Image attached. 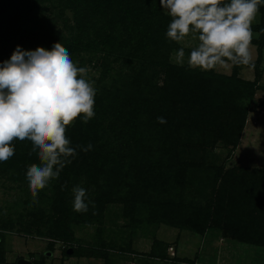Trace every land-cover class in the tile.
<instances>
[{
  "label": "trees",
  "instance_id": "1",
  "mask_svg": "<svg viewBox=\"0 0 264 264\" xmlns=\"http://www.w3.org/2000/svg\"><path fill=\"white\" fill-rule=\"evenodd\" d=\"M258 14L260 23L252 26L259 34L252 40L257 59L245 66L255 76L247 80L240 75L244 66L232 65L224 74L173 63L181 46L166 38L171 18L159 0H0V63L17 46L51 50L61 43L74 63L87 54L100 69L94 118L87 124L78 118L66 130L72 146L90 143L92 150L77 149L35 202L25 179L27 168L38 163L29 155L31 144L14 141V155L0 162V179L28 187L23 200L0 207V264H17L5 258L8 232L48 238V253L61 243L66 255L72 249L76 257L109 264L102 241L74 247V228L103 225L111 205L123 206L135 230L161 223L200 237L217 232L264 253V168L227 167L214 153L218 146L230 153L238 148L256 94L264 89V3ZM77 185L92 202L86 213L72 209ZM234 245L232 253L240 252ZM168 248L156 241L147 257L194 264L170 259Z\"/></svg>",
  "mask_w": 264,
  "mask_h": 264
},
{
  "label": "clouds",
  "instance_id": "2",
  "mask_svg": "<svg viewBox=\"0 0 264 264\" xmlns=\"http://www.w3.org/2000/svg\"><path fill=\"white\" fill-rule=\"evenodd\" d=\"M171 20L166 38L180 43L190 35L197 41L190 49L186 66L193 71L252 65V24L264 0H159ZM185 49L175 52V61L184 64ZM87 69L78 67L61 43L51 50L15 49L10 59L0 63V162L6 163L15 152L13 142H29L31 164L25 179L35 202L38 193L59 178L61 171L77 155L92 150L72 146L68 127L79 118L87 124L95 116L96 89L86 79ZM157 122L165 124L163 117ZM67 187L61 186V190ZM72 209L86 213V189L72 188ZM94 207V204H93Z\"/></svg>",
  "mask_w": 264,
  "mask_h": 264
},
{
  "label": "rangeland",
  "instance_id": "3",
  "mask_svg": "<svg viewBox=\"0 0 264 264\" xmlns=\"http://www.w3.org/2000/svg\"><path fill=\"white\" fill-rule=\"evenodd\" d=\"M259 23L260 14L257 15L252 26ZM253 34V39H258L259 34ZM196 43L197 41L191 35L179 43L186 53L183 65H186L190 49ZM81 58L76 60L75 64L88 70L86 79L93 82L96 88L100 74V69L96 67V58L87 54ZM256 59L257 47L252 45V62H255ZM171 61L178 64L175 61V52L171 56ZM241 69L242 78L254 79L253 69L245 66ZM261 70L263 77L260 84L264 87V53ZM216 71L231 74L232 65L226 68L218 67ZM256 100H258V104H252L238 148L233 153L222 146H218L215 150L214 153L218 156V164H225L227 167L264 168V89L257 92ZM26 189L24 187L18 188L16 184L0 179V207L13 201L23 200ZM122 209V205L109 206L103 225L75 226L77 243L74 247H97L101 245L100 241H102L105 243L104 249L110 254L109 264H145L147 262L150 264H169L171 261L154 260L147 257L154 243L162 241L169 245L167 254L170 259L178 258L181 261L186 259L193 261L194 264H264L263 252L234 245L223 240L217 232H209L204 237H200L194 233L161 223L144 225L135 230L130 220L123 216ZM49 243V239L45 237L8 232L5 234V258L9 263L26 259L38 264H107L104 259L87 256L76 257L74 253L66 255L64 253L65 247L61 243L55 245L51 257H45L48 253ZM231 245L236 246L240 252L232 253ZM232 255L235 260H233Z\"/></svg>",
  "mask_w": 264,
  "mask_h": 264
},
{
  "label": "water",
  "instance_id": "4",
  "mask_svg": "<svg viewBox=\"0 0 264 264\" xmlns=\"http://www.w3.org/2000/svg\"><path fill=\"white\" fill-rule=\"evenodd\" d=\"M68 255H71L73 253V250L72 249H69L67 251ZM48 256H52V253H47ZM17 264H33V262L29 261V260H26V259H19L17 261Z\"/></svg>",
  "mask_w": 264,
  "mask_h": 264
}]
</instances>
